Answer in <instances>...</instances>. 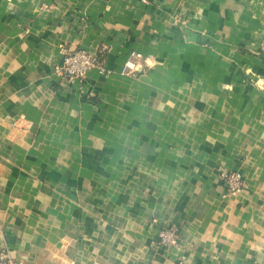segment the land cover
<instances>
[{"label":"crops","instance_id":"1","mask_svg":"<svg viewBox=\"0 0 264 264\" xmlns=\"http://www.w3.org/2000/svg\"><path fill=\"white\" fill-rule=\"evenodd\" d=\"M263 34L264 0H0V253L264 264ZM59 44L108 75L63 82Z\"/></svg>","mask_w":264,"mask_h":264},{"label":"built area","instance_id":"2","mask_svg":"<svg viewBox=\"0 0 264 264\" xmlns=\"http://www.w3.org/2000/svg\"><path fill=\"white\" fill-rule=\"evenodd\" d=\"M60 62L54 67V74L63 82L81 83L89 72L95 71L99 75L107 76L108 71L104 67L102 51L90 54L80 48H72L65 44H59ZM259 50L264 53V35L262 37ZM142 60V55L137 52H130L124 61L120 73L125 76H134L138 70V62ZM224 194L234 196L244 188V181L238 172H222L219 175ZM158 246H177V232L175 228L164 227L157 235ZM0 264H18L13 260L8 252L0 253Z\"/></svg>","mask_w":264,"mask_h":264},{"label":"rangeland","instance_id":"3","mask_svg":"<svg viewBox=\"0 0 264 264\" xmlns=\"http://www.w3.org/2000/svg\"><path fill=\"white\" fill-rule=\"evenodd\" d=\"M264 35V34H263ZM263 37V36H262ZM262 40V39H261ZM261 43V42H260ZM260 52V50H259ZM261 53V52H260ZM159 232V231H158ZM156 240H157V237H156ZM156 245H157V242H156ZM8 255L10 256L9 252H8ZM14 260V259H13ZM18 264H20V262L17 261Z\"/></svg>","mask_w":264,"mask_h":264}]
</instances>
